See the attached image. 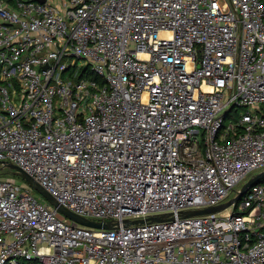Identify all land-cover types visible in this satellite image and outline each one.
I'll use <instances>...</instances> for the list:
<instances>
[{"label":"built area","instance_id":"obj_1","mask_svg":"<svg viewBox=\"0 0 264 264\" xmlns=\"http://www.w3.org/2000/svg\"><path fill=\"white\" fill-rule=\"evenodd\" d=\"M6 162L117 223L0 177V264H264V181L180 213L264 168V0H0Z\"/></svg>","mask_w":264,"mask_h":264},{"label":"water","instance_id":"obj_2","mask_svg":"<svg viewBox=\"0 0 264 264\" xmlns=\"http://www.w3.org/2000/svg\"><path fill=\"white\" fill-rule=\"evenodd\" d=\"M6 166L12 170L14 174L19 175L25 182H27L30 186H32L34 189L38 190L43 197H45L53 206H55L61 213H63L65 216L83 223L85 225L89 226H95V227H110L116 224L117 222L113 221H104V220H95L91 219L89 217L80 215L69 208L65 207L63 204H61L56 198L48 191L46 190L43 186L40 185V183L35 180L32 175H30L27 171L19 167L17 164H14L12 162H6L4 165H0V169ZM264 177V168L256 172L254 174H251L242 184L241 186L237 189V192L234 196L231 198L225 200L224 202H221L216 205L204 207V208H195V209H188V210H182L180 213L183 216H188V215H195V214H201V213H208V212H214L219 209H222L234 200H237L241 197V195L246 191V189L251 186L253 183L259 181L261 178ZM165 214H154V215H149L146 218H136V219H124L125 224H130V223H136V222H143L145 220H161L163 219Z\"/></svg>","mask_w":264,"mask_h":264},{"label":"rangeland","instance_id":"obj_3","mask_svg":"<svg viewBox=\"0 0 264 264\" xmlns=\"http://www.w3.org/2000/svg\"><path fill=\"white\" fill-rule=\"evenodd\" d=\"M244 109H245L244 107L234 106L233 110L230 111V112L228 113V115L226 116V118H225V124H229V123H231V122H236L237 119L239 118L241 112H242ZM262 169H263V168L257 169V170H255V171H253L251 174H254V173H256V172H259V171H261ZM251 174H250V175H251ZM0 177L7 178V179H9V180H11V181H13V182H18V183H20V184H22V185L24 184V183H23L24 180H23L19 175L14 174V173L12 172V170H11L10 168H8V167H5V168L2 169V171H1V173H0ZM260 181H264V177L261 178ZM30 191H31V192H32V193H33L38 199H40V200L45 199V198L42 196V194H41L38 190H36V189L30 187ZM232 195H233V192H232ZM232 195H231V196H232Z\"/></svg>","mask_w":264,"mask_h":264},{"label":"trees","instance_id":"obj_4","mask_svg":"<svg viewBox=\"0 0 264 264\" xmlns=\"http://www.w3.org/2000/svg\"><path fill=\"white\" fill-rule=\"evenodd\" d=\"M18 264H43V262L38 258H31V259H21Z\"/></svg>","mask_w":264,"mask_h":264}]
</instances>
